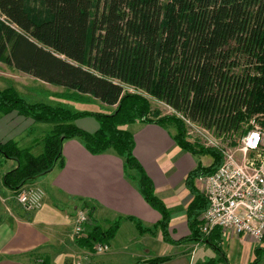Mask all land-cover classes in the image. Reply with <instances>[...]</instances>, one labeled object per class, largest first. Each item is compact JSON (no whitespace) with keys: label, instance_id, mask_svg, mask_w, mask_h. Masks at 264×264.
Listing matches in <instances>:
<instances>
[{"label":"trees","instance_id":"obj_1","mask_svg":"<svg viewBox=\"0 0 264 264\" xmlns=\"http://www.w3.org/2000/svg\"><path fill=\"white\" fill-rule=\"evenodd\" d=\"M0 63L115 107L112 114L73 112L30 104L14 87L0 89V113L18 111L52 125L40 156L16 142L0 143V155L15 162L4 175L8 189L35 185L63 162L64 142L78 140L94 155L114 151L122 158L126 175L166 224L170 212L134 156L126 126L173 123L180 148L214 157L186 181L196 197L190 215L197 233L206 207L194 181L215 173L223 158L216 147L191 143L177 114L228 145H238L250 121L264 117V0H0ZM149 97L174 114L164 117ZM87 115L99 122L95 133L75 124ZM118 228V222L93 226L77 244L93 250Z\"/></svg>","mask_w":264,"mask_h":264},{"label":"crops","instance_id":"obj_2","mask_svg":"<svg viewBox=\"0 0 264 264\" xmlns=\"http://www.w3.org/2000/svg\"><path fill=\"white\" fill-rule=\"evenodd\" d=\"M100 105L106 107L101 102ZM78 122L77 126L89 133L99 129L94 121ZM141 124L133 131L134 156L170 212L166 224L162 214L128 178L123 159L114 151L94 155L80 141L67 140L62 164L44 179L46 190L41 210L6 214L7 202L23 208L15 200V192L4 185L8 171L3 177L0 173V196L6 199L5 203L0 200V264H264V240L257 242L225 229L206 236L200 231L199 217L195 233L190 206L196 197L186 181L201 162L199 166L195 154L176 144V134L169 128ZM40 126L18 111L0 113V143L16 142L21 149L33 152L32 134ZM202 182L199 177L194 184L202 194L206 210L208 201ZM49 198L54 202L52 209L45 205ZM72 205L73 210H67ZM81 208L91 212L94 226L107 229L118 222L108 253L95 254L77 244L74 227ZM239 247L247 252L242 259ZM54 249L55 256H51Z\"/></svg>","mask_w":264,"mask_h":264},{"label":"built area","instance_id":"obj_3","mask_svg":"<svg viewBox=\"0 0 264 264\" xmlns=\"http://www.w3.org/2000/svg\"><path fill=\"white\" fill-rule=\"evenodd\" d=\"M178 116L192 124L184 116ZM261 120H264L263 116L250 121L252 129L240 140V147L221 149L223 163L204 179L208 207L201 216L200 231L206 236L217 229H225L257 242L264 240V127ZM14 198L25 211L34 212L43 208L45 191L39 186L27 185L15 192ZM0 200L6 202L2 196ZM92 221L87 208L78 210L75 236L86 238ZM110 249L109 243L95 245L99 254Z\"/></svg>","mask_w":264,"mask_h":264},{"label":"rangeland","instance_id":"obj_4","mask_svg":"<svg viewBox=\"0 0 264 264\" xmlns=\"http://www.w3.org/2000/svg\"><path fill=\"white\" fill-rule=\"evenodd\" d=\"M26 76L17 72L15 69H12L9 66L0 63V89L4 90L7 88H12V87L16 88L17 87L18 91L20 93V96L22 98H24L30 104L45 103V104H48V105H51L54 107L69 108L73 112H86L89 114L100 113V112L104 113V114H112L113 113L112 108H110L109 106L102 107L100 105V102L98 100H95L91 96L79 94L73 90H70V89H67V88H64L61 86L45 84L43 82L36 81L33 78H29V76L28 77H26ZM15 83H17V84L22 83L25 86H23L22 84L16 85ZM132 91H135V89H132L130 92H132ZM149 98L152 100L151 102H152L153 106L159 108L160 111L163 113L164 117L171 116L174 114L173 110L170 107L166 106L164 103L156 101L155 99H152L151 97H149ZM78 121L79 122L81 121L80 123H87V122L89 123L91 121H94L95 123H98V126H99V122L97 121V119L93 115H87V116H84V117L77 119L75 121L76 125H77ZM191 123L192 124H188L187 122H185L186 133H187V136L189 137L188 138L189 141L191 143H198V144H200V146L205 147V148L216 147V149H218L220 151V153L222 154V158H223L222 162L224 160V157H223V153H222L221 149L234 150V149L240 147V145H228L227 143H224L221 139L214 136L210 131L203 130L201 126H199L198 124H196L194 122H191ZM140 124L141 123L139 122V123H136L133 125H128V126H126V128L134 134L133 131L134 130L136 131L138 129V127H140ZM143 124L144 123H142L141 125H143ZM165 126L167 128H169L170 130H172L175 134H177L176 128H175L173 123H168ZM262 126L264 127V125H262ZM40 127L41 128L38 131L34 130L33 134H32L33 140H32L31 144L35 145V147L33 148V153L36 156H40L44 152L45 145H46V138L50 134V132L52 131V125H50V124H41ZM21 145H23V144H21ZM195 156H196V160L198 161L199 166H200V162H201V166L199 168H201V167H204V168L208 167L209 168L214 161V157L209 153H197V154H195ZM14 167H15V162L13 160H6L4 157H2L0 155V173H1L2 177L7 171L13 169ZM46 176H47V174L44 176H41L40 178H38L34 181V184L43 188L44 191L46 190V187H45V184H43V182L45 181L44 179ZM206 177H207L206 175L201 176V178H203V182H204V179ZM203 182H202V184L204 187ZM206 199H207V197H206ZM53 204H54V202L52 200H50V198H49V200L48 199L46 200L45 205H47V206L49 205L48 206L49 209H52ZM4 207L8 208L7 209L8 211H5L6 214L11 213V214L17 215V214L25 213V212L28 213L24 209L22 210L21 208L17 207L15 203L12 204L11 202H7L6 206H4ZM67 210H73V205L71 207H68ZM76 215H77V213H76ZM93 226L88 228V234L91 232ZM74 236H75V233H74ZM75 238H76V240L80 239L76 236H75ZM100 243H110V241L100 242ZM110 247H111V245H110ZM239 249H240L239 258L242 259V258L246 257L247 252L243 251L241 249V247H239ZM89 251L94 252L95 254H99L96 252L95 246H94L93 250H89ZM50 255L55 256V249L51 250ZM263 256H262V259L264 258ZM222 261H224V260H222ZM220 263H223V262L220 261ZM59 264H60V261H59Z\"/></svg>","mask_w":264,"mask_h":264},{"label":"water","instance_id":"obj_5","mask_svg":"<svg viewBox=\"0 0 264 264\" xmlns=\"http://www.w3.org/2000/svg\"><path fill=\"white\" fill-rule=\"evenodd\" d=\"M44 175H46V174H44ZM44 175H42V176H44ZM41 177V176H40ZM39 178V177H38ZM38 178H36V179H38Z\"/></svg>","mask_w":264,"mask_h":264},{"label":"bare ground","instance_id":"obj_6","mask_svg":"<svg viewBox=\"0 0 264 264\" xmlns=\"http://www.w3.org/2000/svg\"><path fill=\"white\" fill-rule=\"evenodd\" d=\"M183 116V115H182Z\"/></svg>","mask_w":264,"mask_h":264}]
</instances>
